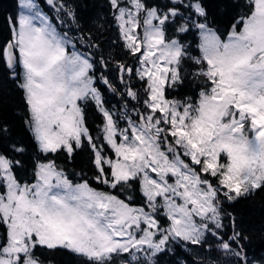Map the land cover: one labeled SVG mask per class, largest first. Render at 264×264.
Listing matches in <instances>:
<instances>
[{
  "label": "snow or ice",
  "instance_id": "6c2138e0",
  "mask_svg": "<svg viewBox=\"0 0 264 264\" xmlns=\"http://www.w3.org/2000/svg\"><path fill=\"white\" fill-rule=\"evenodd\" d=\"M108 2L135 61H115L124 94L140 103L129 81L135 77L143 86L142 106L129 112L125 105L119 119L105 107L96 81L112 92L116 86L106 75L98 78L93 54L59 30L62 17L76 23L68 0H42L52 15L37 0H20L24 11L10 20L11 37L0 44V61L23 92L25 123L38 149L71 159L87 142L95 180L111 189L75 182L46 157L36 161L31 182H22L16 174L22 162L0 151V264H43L38 247L66 250L86 264H113L116 256L124 257L121 264H155L157 254L171 251L170 241L203 246L208 235L238 264L246 261L247 237L235 230L234 218L232 234L221 235L222 203L264 188V0H245L246 11L225 38L209 26L202 0H172L163 12L146 0ZM177 18L175 33L196 30L198 55L168 35ZM186 61L199 91L170 100L167 91L183 83ZM98 63L107 69L109 62L101 56ZM89 99L102 116L96 138L81 106ZM134 185L140 204L121 198Z\"/></svg>",
  "mask_w": 264,
  "mask_h": 264
},
{
  "label": "trees",
  "instance_id": "16d2710c",
  "mask_svg": "<svg viewBox=\"0 0 264 264\" xmlns=\"http://www.w3.org/2000/svg\"><path fill=\"white\" fill-rule=\"evenodd\" d=\"M37 2L40 3L41 8L46 13L53 14L42 3V0H37ZM202 2L207 12L209 26L217 30L222 38L227 36L232 24L246 11L245 0H202ZM146 3L149 7H158L161 12L172 6V0H146ZM68 4L75 10L76 23L73 24L69 18L62 17L65 26H60L59 30L68 31L69 36L75 39L77 47L81 51H90L94 60L97 61L95 75L98 78L101 74L108 76L118 89L117 92H112L97 79L96 86L101 92L105 107L114 112L117 119H119V113L125 105H127L129 112L134 105L141 107L143 100L141 82L135 77L129 81L140 93V103H138L124 94V85L118 79L115 61L119 60L129 65L134 64L135 61L126 53L120 41L119 31L113 18V10L108 0H68ZM180 11L185 16L188 14L183 7ZM17 13L18 0H0V44L6 43L10 39V20L17 17ZM179 22V18H177L176 23L170 22L168 24V35L179 39L181 43L188 46L191 55H198L197 44L199 40L196 30L191 29L186 33H175L174 28ZM69 27L71 31H69ZM81 36L88 41V44L95 43L99 47L89 48L81 44L79 39ZM101 56L109 62L107 69L98 63ZM193 70L191 61H186L182 68L185 79L182 84L168 89V99L183 100L189 96L194 97L198 93L199 81L192 78L191 72ZM16 71H20L18 66ZM81 106L84 108L86 123L93 137L100 136L99 128L101 127L102 116L98 112L95 102L89 99L82 102ZM27 117L23 92L11 78L10 70L0 61V128L7 129L6 132L0 133V151H7L10 158L22 162V167L16 169V174L22 182L24 180L31 182L36 161H43L46 157L55 160L57 165L62 167L69 174V178L75 182L85 179L93 187L111 191L95 180L97 171L92 164V153L87 142L82 148L75 151L71 159L62 151L56 154L42 153L25 123ZM120 126H124L122 121ZM13 145L23 148L24 151L14 152L12 150ZM105 154H110V150L106 149ZM116 191L120 192L119 189ZM127 196H131L135 204L142 202L138 187L135 185L133 188L124 191L121 198ZM222 208L225 213L223 216L225 227L221 231V235L227 239L232 234V220L234 218L235 230L247 237L242 241L246 261H242L240 264H264V188L235 201L224 200ZM218 244L219 241L211 235H208L207 242L203 246L185 245L183 242L170 241L168 247L171 251L157 254L154 261L155 264H212L213 261L215 264H238L237 259L226 255L217 247ZM35 253L43 264H86V258L76 256L63 249L47 250L38 247ZM121 260L122 256H116L113 264H121Z\"/></svg>",
  "mask_w": 264,
  "mask_h": 264
},
{
  "label": "rangeland",
  "instance_id": "374dc122",
  "mask_svg": "<svg viewBox=\"0 0 264 264\" xmlns=\"http://www.w3.org/2000/svg\"><path fill=\"white\" fill-rule=\"evenodd\" d=\"M43 10V9H42ZM21 11H24V9H22L21 7H20V0H18V13H17V16L19 15V13L21 12ZM44 11V10H43ZM142 19V18H141ZM154 23H158V21H153ZM124 257H122V259H123ZM144 257H143V254H141V259H143Z\"/></svg>",
  "mask_w": 264,
  "mask_h": 264
}]
</instances>
